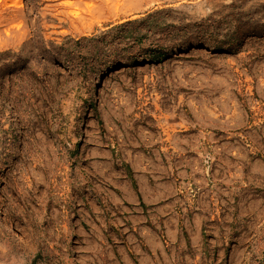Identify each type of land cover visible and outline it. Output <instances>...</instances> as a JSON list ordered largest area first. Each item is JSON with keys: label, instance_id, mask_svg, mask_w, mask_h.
Here are the masks:
<instances>
[{"label": "rangeland", "instance_id": "obj_1", "mask_svg": "<svg viewBox=\"0 0 264 264\" xmlns=\"http://www.w3.org/2000/svg\"><path fill=\"white\" fill-rule=\"evenodd\" d=\"M0 264H264V0H0Z\"/></svg>", "mask_w": 264, "mask_h": 264}]
</instances>
